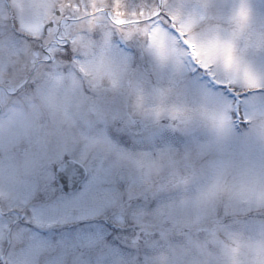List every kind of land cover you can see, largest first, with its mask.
<instances>
[{
  "label": "rangeland",
  "instance_id": "374dc122",
  "mask_svg": "<svg viewBox=\"0 0 264 264\" xmlns=\"http://www.w3.org/2000/svg\"><path fill=\"white\" fill-rule=\"evenodd\" d=\"M52 2L9 0L10 15L6 0H0V209L6 213L0 217V255L6 252L7 264H264V235L259 231L221 227L205 215L197 218L190 206L164 220L150 207V198L162 190L181 199L183 188H191V166L171 142L143 135L159 128L158 120L172 125L175 112L191 118L201 106L199 94H186L178 85L191 71L192 59L210 62L209 46L230 49L237 62L254 69L264 66V0H161L179 37L166 33L163 54L141 40L134 49L133 70H118L115 83L90 70L66 72L55 80L38 64L36 53L18 34L32 35L28 26L36 5ZM140 2L125 0L129 8ZM156 4L158 0H152V6ZM241 7L248 18L238 25L233 17ZM73 47L91 54L90 34ZM213 72L223 75L216 66ZM17 87L16 93L7 94ZM177 126L190 128L191 123L178 121ZM120 134L129 136L127 146L119 141ZM65 156L88 171L103 163L126 181L123 192L109 194L107 205L111 218L128 229L119 246L63 230L43 238L18 226L28 200L50 183L52 165ZM177 178L187 184H177ZM137 197L141 199L135 203ZM67 203L81 213L104 210L76 205L71 198ZM11 220L13 229L5 237Z\"/></svg>",
  "mask_w": 264,
  "mask_h": 264
},
{
  "label": "snow or ice",
  "instance_id": "6c2138e0",
  "mask_svg": "<svg viewBox=\"0 0 264 264\" xmlns=\"http://www.w3.org/2000/svg\"><path fill=\"white\" fill-rule=\"evenodd\" d=\"M163 7H153L152 0H142L131 8L125 0H53L48 5H36L28 26L32 35L21 32L18 36L27 40L38 64L55 80L66 72L90 70L115 83L118 70H133L134 49L141 40L163 54L168 47L166 33L179 37L173 16ZM26 11L32 13L31 8ZM233 18L243 25L248 14L241 7ZM89 34L92 53L78 52L73 45L85 42ZM189 44L185 37V47ZM207 55L209 63L191 60V71L178 85L186 94L201 97L195 114L185 118L175 112L174 119L169 117L172 125L167 119L158 120L159 128L143 133L157 142L174 144L191 166V188H183L182 198L176 200L174 193L162 190L150 198V207L167 220L174 210L190 206L197 218L205 215L221 227L264 235V66L254 69L237 62L227 48L209 46ZM77 63L80 68H76ZM214 66L223 75L213 72ZM178 121L191 123V127H179ZM118 139L127 146V134H120ZM52 172L50 183L28 200L18 226L43 238L63 230L119 246L122 233L128 229L112 222L107 205L109 194L115 189L123 192L126 181L112 175L103 163L93 171L75 163L60 171L53 164ZM176 183L185 185L187 181L177 178ZM69 198L76 205L104 210L81 213L68 205ZM140 199L137 197L135 203ZM132 206L133 202L127 205L129 209ZM136 227L139 230V225ZM149 227L154 229L155 225Z\"/></svg>",
  "mask_w": 264,
  "mask_h": 264
},
{
  "label": "water",
  "instance_id": "95a60500",
  "mask_svg": "<svg viewBox=\"0 0 264 264\" xmlns=\"http://www.w3.org/2000/svg\"><path fill=\"white\" fill-rule=\"evenodd\" d=\"M69 163H75V162L70 161V160H67V161L61 163V164L57 167L58 170L63 171V170L67 167V165H68ZM75 164H77V163H75ZM73 171H74V169H73Z\"/></svg>",
  "mask_w": 264,
  "mask_h": 264
}]
</instances>
